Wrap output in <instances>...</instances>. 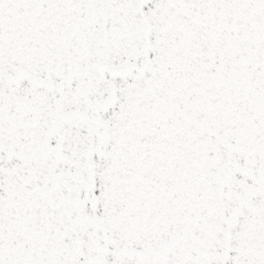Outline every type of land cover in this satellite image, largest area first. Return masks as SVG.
Returning a JSON list of instances; mask_svg holds the SVG:
<instances>
[{
	"label": "snow or ice",
	"instance_id": "6c2138e0",
	"mask_svg": "<svg viewBox=\"0 0 264 264\" xmlns=\"http://www.w3.org/2000/svg\"><path fill=\"white\" fill-rule=\"evenodd\" d=\"M0 264H264V0H0Z\"/></svg>",
	"mask_w": 264,
	"mask_h": 264
}]
</instances>
